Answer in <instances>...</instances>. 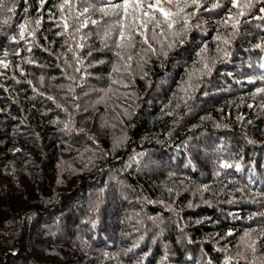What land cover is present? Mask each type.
<instances>
[{
    "label": "trees",
    "instance_id": "obj_1",
    "mask_svg": "<svg viewBox=\"0 0 264 264\" xmlns=\"http://www.w3.org/2000/svg\"><path fill=\"white\" fill-rule=\"evenodd\" d=\"M119 3H0V264H264V2Z\"/></svg>",
    "mask_w": 264,
    "mask_h": 264
},
{
    "label": "snow or ice",
    "instance_id": "obj_2",
    "mask_svg": "<svg viewBox=\"0 0 264 264\" xmlns=\"http://www.w3.org/2000/svg\"><path fill=\"white\" fill-rule=\"evenodd\" d=\"M2 2L3 0H0V3ZM41 2L43 3V0H41ZM261 2H264V0H261ZM65 3H68V0H65ZM191 4L197 8L201 6L200 0H191ZM165 5L175 6L177 11L173 12L170 7H165ZM232 6L233 8L238 7L237 0H232ZM187 7H189L188 0H183V6H181L180 0H152V2H146V0H122V3L110 4L108 9L100 8L99 11L105 16L113 15L118 17L115 26L119 27L121 43H117V48L125 47L124 41L128 42V47L133 46V36L139 35L143 37V43L147 44L148 48L151 49L152 45L149 42L148 33L151 32L153 39H155L157 35H164L163 31L157 33L156 30L161 29L163 25H166L168 29H172L176 22L174 17L179 16ZM215 7H219V5H215ZM242 7L250 8L252 5L248 3ZM9 11H11V9H9ZM84 11L87 12L88 9L85 8ZM260 11L264 12V8L260 9ZM157 13H159V16L156 15ZM190 15L194 16L196 13H191ZM240 15H244L243 10H241ZM257 18L264 19V17ZM229 19H232V17H229ZM36 23L39 24V21ZM91 23L96 24L97 21L92 20ZM184 25L185 28H187V17L184 18ZM64 27L67 29V23H65ZM233 27H236V25L234 24ZM24 31L25 28L22 25L21 35H23ZM225 43H227V41H225ZM169 47H171V44ZM257 47H259V45ZM117 55L119 56L120 54L117 53ZM131 59L132 57L129 56L128 60ZM4 67H7V65H4ZM114 71H119V69H114ZM207 71L210 72L211 69L208 68ZM259 91L264 92V89H260ZM49 99H51V97H49ZM222 167H227V165H222Z\"/></svg>",
    "mask_w": 264,
    "mask_h": 264
}]
</instances>
